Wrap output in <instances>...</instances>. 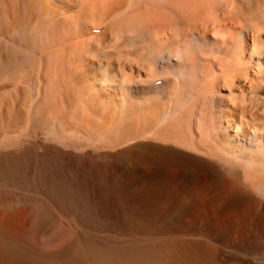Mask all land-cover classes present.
<instances>
[{
    "label": "bare ground",
    "instance_id": "bare-ground-1",
    "mask_svg": "<svg viewBox=\"0 0 264 264\" xmlns=\"http://www.w3.org/2000/svg\"><path fill=\"white\" fill-rule=\"evenodd\" d=\"M249 1L0 0V264H264Z\"/></svg>",
    "mask_w": 264,
    "mask_h": 264
},
{
    "label": "rangeland",
    "instance_id": "rangeland-1",
    "mask_svg": "<svg viewBox=\"0 0 264 264\" xmlns=\"http://www.w3.org/2000/svg\"><path fill=\"white\" fill-rule=\"evenodd\" d=\"M253 1V2H252ZM256 1V2H255ZM250 0L249 1V3H250V7H248V5H246L247 7L246 8H248V10L251 8V5L252 6H254L253 7V9H252V11H254V9L255 10H257L258 12H261L262 14H263V11H264V1L263 0ZM257 2H258V4H257ZM248 3V4H249ZM261 3V4H260ZM258 7V8H257ZM251 10V9H250ZM260 10V11H259ZM260 13V14H261ZM263 61V64H264V60H262ZM251 88V87H250ZM250 88L248 87L247 89H246V91H247V94H248V92H250ZM251 96V100L253 99V96L252 95H250ZM254 100V99H253ZM160 192H161V194H160V192H158L157 190H155V191H153V192H143V193H141L139 196H138V198L140 199L139 201H140V203H139V208H138V210H139V212H141L142 214H144L145 216H149L150 215V217H154V218H162V217H164V216H166V214L168 213V214H172V212L174 213L175 211L177 212V210L179 211V204H178V201H179V199H177V198H179V197H176L173 193H171L170 191H164L163 192V190H159ZM168 192V193H167ZM120 193V192H119ZM118 193V194H119ZM145 193V194H144ZM165 193V194H164ZM122 194V196L124 195L123 193H121ZM162 194H164V195H162ZM172 195V196H171ZM215 195L217 196L218 194L217 193H215ZM213 196V195H212ZM211 196V197H212ZM124 197V198H123ZM122 198L120 197V199H119V201H117L115 204H113L112 202H111V199L109 198L108 200V202H106V204H105V206H104V208L106 207V209H105V213H107V215H109V217H112L113 218V214H114V210H115V208H119L120 207V205L121 206H123V203H124V205H127V201H128V197H126V194H125V196H123ZM131 197V196H130ZM174 198H176V201H175V199ZM125 202H124V201ZM119 202H121L120 204H119ZM123 202V203H122ZM104 203H105V199H104ZM109 203V204H108ZM196 205H198L199 206V204H196ZM153 206V207H152ZM177 210H176V209ZM206 208L208 209V210H210L211 211V209H213L214 211L216 210V208H217V206H216V204H214V203H211L210 204V206L209 205H207L206 206ZM207 209H203V212H207L208 210ZM172 210V211H171ZM246 211V210H245ZM245 211H243V213L241 214L242 216H244V217H242L241 219L243 220V221H245L246 223H247V225H252L253 226V224H256L257 222H258V220L256 219V216H255V214L254 213H252V215L250 214V213H245ZM111 212V213H110ZM165 212V213H164ZM167 214V215H168ZM246 214V215H245ZM249 214V215H248ZM248 215V216H247ZM160 216H162V217H160ZM255 216V217H254ZM246 217V218H245ZM111 218V219H112ZM188 218V219H187ZM249 218V219H248ZM255 218V219H254ZM193 219H194V217H190V216H185L184 217V219L182 220V221H184V222H182V224L183 225H185V223L186 224H190V222L189 221H191V223L193 222ZM248 220H249V222H250V224H248L249 222H248ZM252 221V222H251ZM254 221V222H253Z\"/></svg>",
    "mask_w": 264,
    "mask_h": 264
}]
</instances>
